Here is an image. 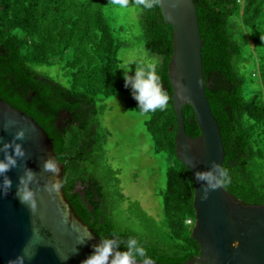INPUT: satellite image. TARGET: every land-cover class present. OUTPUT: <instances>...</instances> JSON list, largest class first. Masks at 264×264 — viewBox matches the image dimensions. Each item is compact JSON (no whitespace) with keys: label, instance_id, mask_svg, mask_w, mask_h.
Masks as SVG:
<instances>
[{"label":"trees","instance_id":"trees-1","mask_svg":"<svg viewBox=\"0 0 264 264\" xmlns=\"http://www.w3.org/2000/svg\"><path fill=\"white\" fill-rule=\"evenodd\" d=\"M193 2L203 40L205 94L220 128L222 166L231 178L224 189L244 204H264V0ZM113 7L109 0H0V98L45 130L63 165V193L99 238L114 232L121 239L133 236L154 262H185L199 254V245L191 236L192 176L176 156L177 116L168 75L172 27L159 7H137V34L132 26L113 27ZM138 41L145 58L159 60L157 74L171 97L166 110L146 114L144 122L154 151L174 161L160 192V220L137 202H126L114 172L101 169L108 132L99 129L97 101L128 93L142 113L119 68V53ZM56 62L67 85L35 69ZM182 115L186 133L197 136L189 104ZM119 250L126 248L121 244Z\"/></svg>","mask_w":264,"mask_h":264},{"label":"water","instance_id":"water-1","mask_svg":"<svg viewBox=\"0 0 264 264\" xmlns=\"http://www.w3.org/2000/svg\"><path fill=\"white\" fill-rule=\"evenodd\" d=\"M159 8L172 27L168 75L177 116L176 156L192 176L195 218L191 236L199 245L196 257L172 264H264V204H244L224 188L210 191L207 200L200 199L201 183L195 180L194 173L208 169L211 161L222 165L224 149L204 89L203 40L196 6L193 0H177V6L171 8L169 0H162ZM179 94L187 99H180ZM185 104L193 109L200 131L197 136L185 131L182 115ZM10 121L15 122L14 126H9ZM18 128L26 130V139L17 142L25 148L27 159L20 162V168L7 173L12 188L0 198V264H7L21 254L26 244L34 255L25 264H80L93 253V245L100 243V238L77 215L62 189L52 195L38 191L35 213L15 196L23 166L38 174L42 186L52 176L41 173L42 161L56 155L51 139L34 118L0 98V138L10 141ZM59 167L57 178H62L63 165L60 163ZM233 241L239 242L238 247H232ZM60 256L67 259L61 260Z\"/></svg>","mask_w":264,"mask_h":264},{"label":"clouds","instance_id":"clouds-1","mask_svg":"<svg viewBox=\"0 0 264 264\" xmlns=\"http://www.w3.org/2000/svg\"><path fill=\"white\" fill-rule=\"evenodd\" d=\"M113 6L120 9H126L130 6V0H109ZM133 5L141 9L151 10L161 7L162 0H132ZM171 8L177 6V0H169ZM131 63H135L134 75H129ZM159 60L156 58H145L141 61L129 60L121 64L119 68L124 70V86L131 88L133 98L138 103V108L142 113H154L156 110L164 111L167 109L171 97L164 90L160 76L157 74ZM180 99H187L184 95L179 94ZM15 122L10 121L9 126H14ZM26 139V130L18 128L12 135L10 141H3L0 138V198L6 196L12 188V181L7 173L12 169L21 167V161L27 159V153L22 143ZM60 163L56 156H49L43 159L41 164V173H51L50 178H46L41 186L40 178L37 173L30 168L23 166L22 174L18 176L15 196L24 204L31 213H35L38 208L37 192L43 190L50 195L58 194L67 182L66 178H57L60 173ZM195 180L201 183L200 199L207 200L210 191L218 188H226L231 183L228 169L224 168L216 161L210 162V167L203 171L194 173ZM35 185V188L30 187ZM90 239V235L87 237ZM83 243V242H82ZM123 244L126 251H120L119 245ZM239 242L233 241L232 247H238ZM93 253L87 256L80 264H154L149 257L147 249L141 242L133 237L128 236L121 239L115 232L110 237L100 236V243L93 245ZM34 253L25 245L21 254L14 259H9L7 264H25V260L32 259ZM61 260L67 257L60 256Z\"/></svg>","mask_w":264,"mask_h":264},{"label":"rangeland","instance_id":"rangeland-1","mask_svg":"<svg viewBox=\"0 0 264 264\" xmlns=\"http://www.w3.org/2000/svg\"><path fill=\"white\" fill-rule=\"evenodd\" d=\"M126 9L113 7V27L132 26L137 34L138 10L131 4ZM136 36V35H135ZM129 38L133 39L131 35ZM136 40L135 38L133 39ZM146 51L138 41L131 49L119 53L120 66L129 60L145 59ZM135 63H131L129 67ZM35 69L67 85L61 63L42 64ZM100 128L108 132L103 142L101 169L118 178V186L126 202H137L143 211L160 220L162 218L161 191L166 185V170L174 161L163 153H156L145 129L147 115L137 112L129 101V94L117 92L97 101Z\"/></svg>","mask_w":264,"mask_h":264},{"label":"built area","instance_id":"built-area-1","mask_svg":"<svg viewBox=\"0 0 264 264\" xmlns=\"http://www.w3.org/2000/svg\"><path fill=\"white\" fill-rule=\"evenodd\" d=\"M187 223H191V220L190 219H187Z\"/></svg>","mask_w":264,"mask_h":264}]
</instances>
